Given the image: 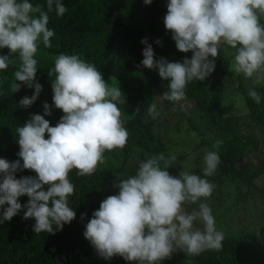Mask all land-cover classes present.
<instances>
[{
    "label": "clouds",
    "instance_id": "obj_1",
    "mask_svg": "<svg viewBox=\"0 0 264 264\" xmlns=\"http://www.w3.org/2000/svg\"><path fill=\"white\" fill-rule=\"evenodd\" d=\"M144 3L150 5L152 0ZM54 5L57 16L62 17L67 9L60 0H46L47 11L44 5L29 0H0V49H8L7 55H0V71L17 65L10 86L13 93L22 85L35 87L31 98L19 101L23 107H30L42 91L39 83L34 84L38 70L35 56L41 43L52 47L54 32L48 24ZM261 17L264 0H168L165 28L172 33L176 48L191 51L192 56L182 63L156 60L152 46L142 39L146 45L142 65L158 69L159 76L170 81L163 97L178 102L185 97L190 81H204L214 71L218 50L226 44L236 50L231 70L245 78L255 76L257 84L264 82ZM12 55L18 60L11 59ZM48 75L54 77L53 104L63 116L50 126L44 118L51 115L45 103L44 115H32L16 128L20 159L9 162L0 158V206L8 205L0 223L11 221L23 208V219L34 218L36 234H55L75 218L68 204L75 189L69 173L75 169L78 176L94 174L98 165L105 163V152L123 149L129 135L118 107L124 103L123 93L119 86L107 83L94 64L76 54L61 53L54 58ZM247 94L260 103L257 91L249 89ZM147 114L153 119L159 115L155 103L149 105ZM221 144L216 141L213 148ZM175 159L159 154L141 161L134 175L120 178L114 185L118 194L100 203L83 233L100 257L161 264L177 251L197 256L222 248L224 234L216 229L212 209L203 202L211 197L215 185L183 170L178 176L171 175L167 169ZM219 163L217 151L206 153L204 177L213 175ZM25 169L35 172V177L17 179L15 173ZM21 196L29 198L24 205L19 202ZM185 204H198V208L187 212ZM196 221L202 223V229L194 226Z\"/></svg>",
    "mask_w": 264,
    "mask_h": 264
},
{
    "label": "trees",
    "instance_id": "obj_2",
    "mask_svg": "<svg viewBox=\"0 0 264 264\" xmlns=\"http://www.w3.org/2000/svg\"><path fill=\"white\" fill-rule=\"evenodd\" d=\"M29 2L33 5H44V10L47 11L46 0ZM60 2L67 9L62 17L57 16L55 5L54 10L49 12L48 28L54 32L50 38L52 47L45 48L41 43L38 50L53 58L61 53L76 54L86 62L94 64L105 81L111 80L119 86L124 103L118 104V107L122 113L124 127L128 130V141L123 149L108 152L113 158L123 156L118 168H97L96 172L89 176H78L75 169L69 173L68 178L75 185V189L74 194L68 199V204L76 216L70 223L65 224L62 230L55 231V234L47 232L36 234L33 230L35 220L23 219V208L11 221L0 223V264H134L120 256L110 259L100 257L83 233L94 211L99 209L100 203L108 196L118 194L119 189L114 186L117 175L125 169L132 150L137 149L138 157L140 156L143 161L161 151L159 149L161 142L154 132L160 120L161 110L152 95L163 78L159 76L158 69H148L142 65L144 59L142 53L146 47L141 43L142 39H147L148 44L152 46L156 60L164 58L167 62L182 63L185 58L190 59L191 56L176 48L172 33L165 28L164 17L167 14L168 0H152L150 5L140 0L148 13L142 23L132 20L130 12L126 9L121 8L124 11L121 12L114 0H60ZM261 23L264 24V17H261ZM157 40L160 44L156 43ZM7 54L8 49H0V55ZM10 58L18 60L17 55ZM214 63V71L204 81L193 80L187 84L185 98L193 100L196 108L206 115L215 127L230 134L236 142L230 143L228 147L227 143L226 146L220 145L226 149V155L220 154L222 161L213 175L204 177L203 169L200 168L189 171L190 174L199 175L210 183L218 182L211 195L212 202L208 205L213 215L217 210H222V214L218 215L221 219L228 212L222 204L224 198L221 192L227 187L228 179L234 183L238 181L248 185L258 177L264 178V156L252 170V164L248 159L249 152H246L247 143L251 142L252 147L258 149L259 141L253 140L250 134L245 136L239 132L240 126L244 125L246 130L257 128L264 133V86L257 84L245 87L242 83V74L223 69L217 58ZM37 67L34 84L39 83L42 91L30 107L21 106L19 101L25 96L31 98L34 95V85L32 88L22 85L19 91L13 93L10 86L14 82L13 73L17 65L10 64L8 69L0 71V158L9 162L20 159L16 128L23 126L32 115H44L45 103L49 105L51 111V115L44 117L50 122V126H55L63 116L62 110L55 108L52 99L51 84L54 77H50L48 71L54 67V62H38ZM233 79L239 83L233 99L241 106L236 109L230 105L225 106L222 98L230 90L228 86ZM249 89H254L260 94L259 104L248 96ZM153 103L157 105L159 113L155 119L147 114L149 105ZM175 109L180 111L177 105ZM240 111L242 113L236 115V112ZM182 115H185L191 129L201 136L188 115ZM242 119H248V125L241 123ZM201 139L202 144H205L203 136ZM243 139L245 141H242ZM22 163L21 160V165ZM237 163L241 164L238 171L233 168ZM134 174L135 172L129 171L128 177ZM35 175V172L26 169L15 173L17 179ZM259 191L264 196V186ZM28 199L27 196H21L19 202L24 205ZM263 204L264 200H260L249 206L255 213V221H259L256 223H264ZM185 206L188 207L187 212H191L198 204ZM7 207V204L0 206V217ZM53 227L55 229L56 226ZM249 228L228 226L222 231L225 239L219 251L206 250L197 256L177 251L161 264H264V250L261 251L259 258L252 255V250L258 249V244L262 239L264 241V233L262 238L259 231H250Z\"/></svg>",
    "mask_w": 264,
    "mask_h": 264
},
{
    "label": "rangeland",
    "instance_id": "obj_3",
    "mask_svg": "<svg viewBox=\"0 0 264 264\" xmlns=\"http://www.w3.org/2000/svg\"><path fill=\"white\" fill-rule=\"evenodd\" d=\"M114 1L119 6L121 12H124L122 10L123 8L126 9L127 12H130L132 20L139 23H142L146 20V16L148 15L147 8L141 4L140 0ZM235 51L236 50L230 48V46L221 44L220 50H218V56L216 58L220 61L223 69L227 71H233L230 68V64L233 62ZM187 53L192 56L191 51ZM35 58L38 60V62H54L53 57L40 50L37 51ZM242 79V83L245 87L257 85V83L254 82L255 76L253 78H245L243 76ZM106 82L110 85L117 86L116 83L111 80H106ZM230 82L231 83L228 86L230 90H227L228 92L225 93L222 98L224 100L225 106L230 105L236 109L238 106H241V104L237 103V101L233 99V97L237 94L235 89L239 83L236 79H233ZM169 83V80L163 79L158 85V89L153 91V99L156 101L161 110L160 120L154 128V132L159 142H161L159 145V149L161 150L159 151V154H163L166 159L172 157L176 158L173 161V165L170 166L167 171H169V173L173 176H178L182 170L189 172L190 170L197 168L204 169V156L210 151H217L219 156L220 154L225 156L226 149L224 147L213 149V144H215L216 141H222V145L225 146L227 143V147L230 143L235 144L236 142L230 134H226L220 131L219 128L215 127L209 118L196 108V104L193 100H189L185 97L178 102L165 99L163 94L169 91ZM259 85L264 86V82L259 83ZM175 105L178 106L180 111L175 109ZM241 113L242 111L236 112V115H240ZM182 114L188 115L191 123L198 129L201 136H203V140L206 142L205 144H202L201 136L191 129L187 119L185 118V115ZM248 122V119L241 120V123H245V125H248ZM239 132L245 136L250 134V137L253 138V140H258L260 143L258 149H254L251 142L247 143L246 147V152H249V162L252 164V170H254L261 157L264 156V133H262L260 129L257 128H255V130H246L244 125L240 126ZM242 141H245V139ZM138 154L139 151L137 149L132 150L126 161L125 169L122 171V173L117 175V180L115 182L116 184L120 182V178H128L129 171H132V173L136 171L139 163L143 161L141 160L140 156L138 157ZM104 155L105 163L98 165L97 168H118L121 165V161H123V156L113 158L108 152H105ZM220 161H222L221 158ZM160 165L161 167H164V162L161 161ZM233 168L238 171L241 168V164H234ZM228 181L229 183H227V187H224L221 191L223 194L222 198H224L222 199V204L226 207L228 212L227 215H223L221 219H219L218 215L222 214V210H217L216 213H214L213 216L215 218L216 229L222 232L225 231L228 226H234L237 228L248 226L250 227V231H259L261 237L263 238L262 234L264 233V223H256L259 221H255V213L249 206L255 202L264 200V196H262L259 191L264 186V178L258 177L248 185H243L238 181H235L234 183L231 182L233 180L230 179H228ZM217 183L218 182H212V184H214L216 187ZM225 191L226 193H229L226 195ZM203 202L207 204L211 203L212 196L206 200H203ZM187 208L188 207L184 205L185 211H188ZM201 225V222L196 221L194 226L202 229L203 225ZM257 247L258 249L254 248V250H252V255L256 256V258H259L261 251L264 250L263 239Z\"/></svg>",
    "mask_w": 264,
    "mask_h": 264
}]
</instances>
